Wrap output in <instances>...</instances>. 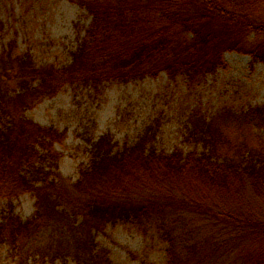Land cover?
<instances>
[{"label":"trees","instance_id":"trees-1","mask_svg":"<svg viewBox=\"0 0 264 264\" xmlns=\"http://www.w3.org/2000/svg\"><path fill=\"white\" fill-rule=\"evenodd\" d=\"M75 2L91 20L68 64L39 67L14 44L0 55V201L7 202L0 241L26 257L35 250L108 264L94 233L126 221L158 235L165 264H264L263 107L208 120L198 114L186 140L200 150H157L147 133L116 148L104 135L74 183L53 172L54 145L65 133L26 116L63 86L97 91L162 72L198 84L226 66V51L264 63V0ZM27 193L35 211L22 221L12 201Z\"/></svg>","mask_w":264,"mask_h":264},{"label":"rangeland","instance_id":"rangeland-1","mask_svg":"<svg viewBox=\"0 0 264 264\" xmlns=\"http://www.w3.org/2000/svg\"><path fill=\"white\" fill-rule=\"evenodd\" d=\"M90 20L75 0H0V55L15 45L17 54L29 55L35 65L60 68L70 62V53ZM255 40L249 37L248 42ZM223 58L226 66L198 84L182 78L173 82L162 72L156 78L127 84L104 83L97 91L63 86L37 99L26 116L41 127L65 133L54 145L60 157L53 172L70 183L78 179L80 166L89 162L91 144L104 135L110 136L116 148L147 133L157 150H200L186 140L198 114L208 120L229 111L238 114L248 108H264V63H252L250 55L234 51H226ZM4 81L14 87L17 80L5 77ZM12 205L14 215L22 221L34 214V197L29 193L14 199ZM6 211L7 202L2 200L0 213ZM94 239L96 249L107 251L108 264L166 263V244L156 234H144L135 223L108 224L95 231ZM44 240L42 237L39 243ZM29 252L26 257L0 241V264H83L61 253ZM231 263L221 260L215 264Z\"/></svg>","mask_w":264,"mask_h":264}]
</instances>
